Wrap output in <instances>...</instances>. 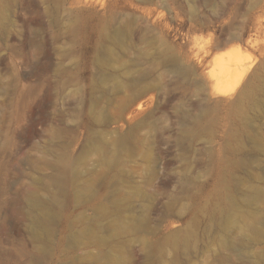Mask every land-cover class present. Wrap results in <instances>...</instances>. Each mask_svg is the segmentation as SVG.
<instances>
[{
    "label": "rangeland",
    "instance_id": "rangeland-1",
    "mask_svg": "<svg viewBox=\"0 0 264 264\" xmlns=\"http://www.w3.org/2000/svg\"><path fill=\"white\" fill-rule=\"evenodd\" d=\"M0 264H264V0H0Z\"/></svg>",
    "mask_w": 264,
    "mask_h": 264
},
{
    "label": "bare ground",
    "instance_id": "bare-ground-1",
    "mask_svg": "<svg viewBox=\"0 0 264 264\" xmlns=\"http://www.w3.org/2000/svg\"><path fill=\"white\" fill-rule=\"evenodd\" d=\"M122 34L119 32L120 36ZM117 36V37H118ZM122 36V35H121ZM120 38V37H118ZM239 64V63H236ZM247 68V67H246ZM246 68H244V66L242 65V67H238V70L240 71V69L247 70ZM237 69H232L229 66H223L222 68V72H223V76H225V78L223 79V81L221 83H218V85L215 87V89L220 92L221 94H228L231 90L235 89L237 83H239V81L241 80V78L239 77V75H241V73L239 74V71ZM237 73L239 75H237ZM124 146V139L121 137H118L116 139V148L120 149L123 148ZM116 160V155L111 158L110 163L111 165H113V163H115ZM54 163L57 167V173L55 175V179H54V183L57 185V191H55L50 197H48L44 202L41 203V207H42V218L41 221L42 223H50L52 221V218H54L55 213L57 211V209L62 205L63 206V196L66 193V186H67V182L69 179H72L73 174L71 173V169L73 167V160L71 159V157L69 155H67L66 153H61L59 154L55 160ZM72 174V175H71ZM86 188H88L86 186ZM82 195H86L88 194L87 191H81ZM259 195L256 194L254 195V198L258 197ZM227 207H229V201H227V203L221 208L222 211L224 209H226ZM62 208V207H61ZM62 210V209H61ZM49 226V225H48ZM141 224H136L134 226V229H139L141 228ZM258 228V224H252L250 226L247 227L248 231H255ZM151 246H149V251H150Z\"/></svg>",
    "mask_w": 264,
    "mask_h": 264
}]
</instances>
